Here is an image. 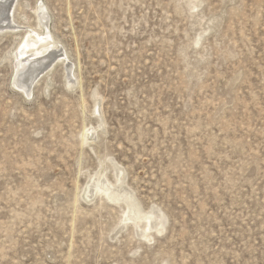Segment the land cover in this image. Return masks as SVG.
<instances>
[{"label": "rangeland", "instance_id": "1", "mask_svg": "<svg viewBox=\"0 0 264 264\" xmlns=\"http://www.w3.org/2000/svg\"><path fill=\"white\" fill-rule=\"evenodd\" d=\"M12 6L0 264H264V0ZM39 31L65 64L25 91L13 58ZM94 179L124 199H88Z\"/></svg>", "mask_w": 264, "mask_h": 264}, {"label": "bare ground", "instance_id": "2", "mask_svg": "<svg viewBox=\"0 0 264 264\" xmlns=\"http://www.w3.org/2000/svg\"><path fill=\"white\" fill-rule=\"evenodd\" d=\"M14 0H0V26L3 23H7L5 20V17H8L9 20H11L13 23L14 21V13L12 16L10 15L11 7ZM8 4V8H5V6ZM38 13V9H37ZM38 19V18H37ZM40 28H47L46 26H42L40 23L38 24ZM17 29L14 27H0V33L3 32V30H8L11 32H14L13 30ZM41 29V30H42ZM40 30V31H41ZM37 31V30H36ZM38 32L36 35L32 32H25L22 40L20 42L19 48L16 49L15 55L13 60L16 62L15 65V75L18 78V81L20 82L19 88L27 90V80L34 79L35 75L39 73V70L42 68L43 65H45L53 55H57L56 60L63 62L62 64H65V60L63 59V54H60V51L58 50L57 42L54 41L51 33L49 36L45 35L46 31L44 32ZM35 32V30H33ZM27 35V36H26ZM55 61H51V63L48 65V67L44 68V70H47L51 65H53ZM68 70L69 66H67ZM44 73L43 71L39 74L41 75ZM38 75V76H39ZM25 80V82L21 81ZM16 85V83H14ZM90 131V132H89ZM93 128H88L85 130L82 136V141L87 142L89 140V135H91L93 132ZM90 133V134H89ZM93 135V134H92ZM95 135V134H94ZM96 193L105 195L108 199L115 201H120L121 199V193L116 192L114 189L104 188V185L100 186V183L97 181V179H94L90 186L87 188L86 196L88 199L92 198ZM128 198H131L130 196ZM127 199V201H129ZM107 199V200H108ZM118 203V202H117ZM120 203V202H119ZM134 208L132 207L131 210ZM136 210V209H135Z\"/></svg>", "mask_w": 264, "mask_h": 264}]
</instances>
